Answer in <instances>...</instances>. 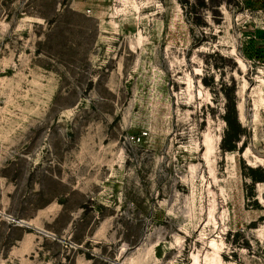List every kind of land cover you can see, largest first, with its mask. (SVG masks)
<instances>
[{
	"label": "rangeland",
	"instance_id": "1",
	"mask_svg": "<svg viewBox=\"0 0 264 264\" xmlns=\"http://www.w3.org/2000/svg\"><path fill=\"white\" fill-rule=\"evenodd\" d=\"M0 264H264V0H0Z\"/></svg>",
	"mask_w": 264,
	"mask_h": 264
},
{
	"label": "trees",
	"instance_id": "2",
	"mask_svg": "<svg viewBox=\"0 0 264 264\" xmlns=\"http://www.w3.org/2000/svg\"><path fill=\"white\" fill-rule=\"evenodd\" d=\"M226 122H227V124L229 125L230 128H233V123H232L233 121H231L229 118L226 117ZM232 137H233V138H237V133H236V131L233 133ZM225 138H226V137L224 136L223 141H225Z\"/></svg>",
	"mask_w": 264,
	"mask_h": 264
}]
</instances>
